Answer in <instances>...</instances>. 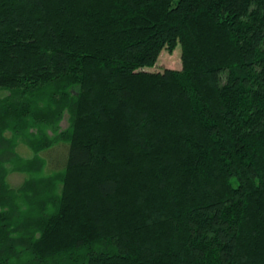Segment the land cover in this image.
<instances>
[{
    "label": "trees",
    "instance_id": "1",
    "mask_svg": "<svg viewBox=\"0 0 264 264\" xmlns=\"http://www.w3.org/2000/svg\"><path fill=\"white\" fill-rule=\"evenodd\" d=\"M0 264H264V0H0Z\"/></svg>",
    "mask_w": 264,
    "mask_h": 264
},
{
    "label": "rangeland",
    "instance_id": "2",
    "mask_svg": "<svg viewBox=\"0 0 264 264\" xmlns=\"http://www.w3.org/2000/svg\"><path fill=\"white\" fill-rule=\"evenodd\" d=\"M165 69H173V70L182 69L181 48L178 47L173 53H170L167 50H164L161 53L157 63L153 67L147 68L146 70L150 72H162ZM62 126L63 128L67 126L66 120L63 122ZM17 150H18V153L24 158H30L33 156V153L29 150V148L26 145H20ZM58 151H59V148L55 150V154H57ZM52 154H54V152L51 153L50 156L46 157L47 162H48V165H47L48 169H46L45 172L48 174H52L56 171V169L54 168L50 169L53 163L52 162L53 158H54V155ZM60 158H61L60 156L55 157V162H57ZM24 178H25L24 175L14 173L10 175L9 181L12 186L17 187L23 182Z\"/></svg>",
    "mask_w": 264,
    "mask_h": 264
}]
</instances>
